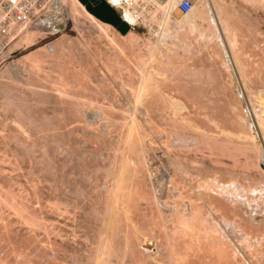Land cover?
<instances>
[{"label":"rangeland","instance_id":"374dc122","mask_svg":"<svg viewBox=\"0 0 264 264\" xmlns=\"http://www.w3.org/2000/svg\"><path fill=\"white\" fill-rule=\"evenodd\" d=\"M62 1L55 5L58 20L45 24L40 19L12 41H0V264H264V144L252 146L238 137L250 131L240 118L245 109L230 86L220 49L211 43L193 57L159 58L166 70L152 68L158 73L162 67L159 72L168 77L174 73L175 81L152 76L161 88L172 81L173 89L197 96L191 118L205 129L200 147L190 144L200 130L188 125L191 119L183 123L186 111L176 117L180 112L174 116L168 102L153 101L151 95L140 102L138 124L129 131L130 121L122 115L133 107L130 94L140 79L136 67L146 59L141 56L146 41L156 39L157 24L143 20L147 15L129 21L105 0L128 25L122 34L84 7L110 26L114 44L78 5L80 19L74 23L70 1ZM255 4L228 0L230 13L240 20V58L253 94L264 90V4ZM200 25L197 33L188 28L177 33L197 47L199 30H207L206 23L205 29ZM192 71L202 72L201 79L210 83L195 82ZM209 117L218 124L211 118L210 124ZM121 168L126 203L116 213L112 194ZM158 208L166 211L165 231L154 225L163 222ZM182 215L193 223V231L176 232L170 226ZM167 240L173 245L169 262Z\"/></svg>","mask_w":264,"mask_h":264},{"label":"bare ground","instance_id":"6f19581e","mask_svg":"<svg viewBox=\"0 0 264 264\" xmlns=\"http://www.w3.org/2000/svg\"><path fill=\"white\" fill-rule=\"evenodd\" d=\"M61 1V4H63L62 0ZM70 1V7H71V18H73L75 20L74 23H78L79 22V19L80 18H76V17H79L78 15V11L76 10V6L78 5L80 7V10L86 15V17L92 22V24L94 26H96L105 36H107L109 38V40L112 42V43H116V41L114 40V37H112L110 35V31H111V28L110 26L108 25H105L104 23H101L99 22L97 19H95L92 15H90L84 8L83 4H81L78 0H69ZM105 1V0H104ZM116 6L118 9H121V11L123 10L124 12V18L129 20V21H132V22H135L139 19H141V17L145 16V19H142L143 20H148V23H156V27L157 28V32H156V39L154 40V42H151L150 40L146 41L147 42V50L145 51V54L144 55H141V56H146V59L142 60L141 63L139 64L140 67H136V69H138L139 71V74H140V79H139V82H138V85L136 88L134 89H128V90H131V96H130V99H131V105L133 107H131L132 109H128L126 111V114L122 115V116H125V118L128 119V123H129V131H133L135 129V125L137 123V117L139 116L140 112H139V107H141L142 105H140V102H142L145 98V96L147 95H151L152 96V99L151 100H155L157 98H162L165 100V103L164 104H167L166 102H168V106H170L168 109H172V112L174 113V116H176L175 114H177L176 117H179L180 115L179 114H182V112L186 111V115L184 114V117H180L181 120H184V122H187L188 120L190 124L188 125H193V127L196 129L193 128V130H195V132L197 130H200L199 129V126L192 121V118L191 117H194L193 116V112L192 109H197V104L196 103V98L197 96L194 95V93H192V95H189L188 93V90H187V93L184 92V90L182 91L181 88H174L171 86L172 85V81H170V83L168 82H164V81H160L161 84H167L170 85L169 87L166 86V85H162L164 86V88H161L160 87V84H158L157 82H155L153 80V75L154 74H158V75H162V76H165L167 75V79L170 77H168V74L166 71L165 72H159L161 69H165L164 67V64H162V60L163 61H168L167 59H170V56H175V55H179L180 56H192L193 53L197 50H199L198 52H200V50L202 48L204 49H208V46L212 43H215L214 46L218 47L220 49V53H221V56H223V59H222V64L223 66L225 67V69H227V71L229 72V79H230V86H232V88H234L235 90V94H236V97H237V100L241 103V105L244 107L243 109H245V112L242 116H240L241 120L243 121V124L246 125L245 127L248 128V131L250 132H245L246 128H244V132L239 134L238 137L239 138H243L247 141H249L252 146L253 145H258L259 143H262L264 144V90L263 91H260L258 92L257 94H253L254 92L251 91L252 87H250V81L246 75V73H244V63L242 61V58H240V56L243 54H241V47H240V40H239V31H238V24L240 22L239 18L235 15H233L232 13H230V10H229V7H228V0H195V7L187 14L185 15H182V16H175L174 15V12H175V8H174V4H168V5H165V6H158L156 5L154 8L153 7H149L148 9H145V5L147 4L146 2H144V0H111ZM246 1V0H245ZM249 1L250 3H258V5H263L264 4V0H247ZM106 2V1H105ZM57 3V2H56ZM65 3V2H64ZM60 4V5H61ZM107 4V2H106ZM255 4V5H256ZM56 5V4H55ZM59 5V6H60ZM64 5V4H63ZM62 5V6H63ZM68 4L66 3V6ZM108 5V4H107ZM109 6V5H108ZM138 6L139 8H137V10H134V7ZM69 7V8H70ZM110 8H112L111 6H109ZM56 6H52L51 9H52V13L46 15L44 18H43V23L45 24H48V21L52 20V19H59V17L57 15H54V10H55ZM144 8V9H143ZM264 8V7H263ZM262 8V9H263ZM141 10V11H139ZM234 10V9H233ZM136 11H138V13L136 14ZM69 12V11H68ZM176 13V12H175ZM51 14H53L51 16ZM77 14V15H76ZM158 14L161 15V17L164 19V21L162 20H158L160 17L158 16ZM84 15V16H85ZM159 17V18H158ZM62 20V19H60ZM72 20V21H74ZM126 20V21H127ZM71 21V20H70ZM150 21V22H149ZM62 21H59L58 24H60V27L62 26H65L64 23H62ZM144 22V21H143ZM203 22V23H202ZM42 23V24H43ZM73 23V22H72ZM125 23V22H124ZM147 23V24H148ZM200 23L202 24H207V30L205 31H200L199 29V35L198 36V40L196 41L197 44V47L194 46V45H191V43L188 42H184V40H181V35H178V29L180 30V28H188L189 30H194L193 33L195 32V30L198 28V26L200 25ZM152 24V25H153ZM201 24V25H202ZM50 25V24H49ZM151 25V31L153 29V26ZM200 25V26H201ZM50 26H55V24H51ZM168 26H173L174 28V31H172L171 27H168ZM62 28V27H61ZM65 28V27H64ZM202 28L205 29L202 25ZM58 29V28H56ZM156 29V28H155ZM26 30V29H25ZM40 30V29H39ZM43 30V28L41 29ZM188 31V33H190ZM22 31V30H21ZM60 31V30H59ZM186 32V30H185ZM192 33V32H191ZM197 33V32H195ZM183 34V33H182ZM187 34V33H185ZM183 34V35H185ZM192 35V34H191ZM196 35V34H194ZM193 35V36H194ZM135 36V35H134ZM132 37L133 39L135 37ZM189 36V35H188ZM196 36V38H197ZM183 38V37H182ZM187 38V37H186ZM132 39V40H133ZM135 40V39H134ZM136 41V40H135ZM174 41L178 42V43H181V45H177V43H175ZM194 41V40H193ZM191 42V41H190ZM135 43V42H134ZM193 44V43H192ZM117 46V45H116ZM213 47V46H211ZM144 48V47H143ZM196 48V49H195ZM215 48V47H214ZM219 49H216L217 52ZM144 51V50H143ZM205 51V50H204ZM209 51V50H208ZM203 52V51H202ZM207 52V50H206ZM211 52V53H210ZM209 53L211 54V56H215L216 53L214 51H210ZM196 53V52H195ZM194 53V54H195ZM49 54V53H48ZM200 55V53H198ZM202 55V53H201ZM204 55V54H203ZM46 56V55H45ZM197 56V55H196ZM218 57L220 55H217ZM233 56V57H232ZM235 56V57H234ZM169 57V58H167ZM193 57V56H192ZM159 58H161L162 60H160ZM196 58V57H195ZM194 58V59H195ZM157 59H159L161 62H158L156 61ZM193 59V60H194ZM219 59V58H218ZM147 60V61H146ZM39 61V60H38ZM171 61V60H170ZM158 62V63H157ZM172 62V61H171ZM170 62V63H171ZM213 62V61H212ZM42 63V62H41ZM160 63V64H159ZM165 63V62H164ZM40 64V63H39ZM186 64V63H185ZM219 64V63H218ZM136 65V64H135ZM165 65H168L167 67L170 68V65L169 63L166 62ZM194 65V64H193ZM160 67V66H163V68L161 67L159 69V71H157L158 73H155L152 71V68H155V67ZM37 67V66H36ZM187 67V66H186ZM175 68V67H174ZM188 68V67H187ZM146 69V70H145ZM167 69V68H166ZM165 69V70H166ZM157 69H155L156 71ZM171 70V69H170ZM194 70V69H193ZM164 71V70H163ZM174 71V70H172ZM189 72V71H187ZM110 73V72H109ZM170 73V72H169ZM193 73V71H192ZM202 73V72H201ZM201 73H196L195 74V71L193 73V78L195 79V82H201V81H204L205 79H201ZM111 74V73H110ZM177 74V73H176ZM199 74V75H198ZM204 74V73H203ZM171 75L173 76L174 73L172 74L171 72ZM184 75V74H183ZM187 75V74H186ZM198 75V77H197ZM171 76V77H172ZM214 76V75H213ZM170 77V78H171ZM207 78V77H206ZM211 78V77H210ZM172 79V78H171ZM192 79V78H191ZM212 79V78H211ZM174 80V79H172ZM197 80V81H196ZM175 81V80H174ZM184 81V80H183ZM188 81V80H187ZM207 82L211 80H206ZM206 81H204L202 84L204 85H207ZM180 83V81H179ZM182 83V82H181ZM183 84V83H182ZM188 84V83H187ZM193 84V83H191ZM212 84V83H211ZM209 85V84H208ZM175 86V85H173ZM185 86H187L185 84ZM191 86V85H190ZM165 87L168 89L166 90ZM189 87V86H187ZM199 87V85H198ZM129 88V87H128ZM203 88V87H202ZM251 88V89H250ZM68 89V88H67ZM189 89V88H188ZM201 90V89H200ZM257 90V89H256ZM58 91V90H57ZM195 91V90H194ZM60 92V91H58ZM212 93V92H211ZM61 94V93H60ZM84 94V93H83ZM191 94V92H190ZM198 94V93H197ZM64 96V95H63ZM199 96V95H198ZM68 97V96H67ZM70 97V96H69ZM202 97V96H201ZM72 98V97H71ZM196 98V99H195ZM210 98H212L210 96ZM67 99V98H66ZM69 99V98H68ZM147 99V98H145ZM161 99V100H162ZM72 100V99H71ZM103 100V99H102ZM204 100V99H203ZM78 101V100H77ZM76 101V102H77ZM82 101V100H80ZM209 101V100H208ZM247 101H249L247 103ZM91 102V101H90ZM147 102V101H145ZM164 102V101H163ZM78 103V102H77ZM82 103V102H81ZM92 103V102H91ZM151 103V102H150ZM251 104V108L252 110L250 111L249 110V105L248 104ZM129 104V103H128ZM139 104V105H138ZM209 104V103H208ZM211 104V103H210ZM87 105V104H86ZM92 105V104H91ZM122 106V105H121ZM164 106V105H163ZM249 106V107H248ZM89 107V106H88ZM92 107V106H91ZM103 107V106H102ZM96 108V107H95ZM138 108V109H137ZM145 108V107H144ZM200 108V107H199ZM88 109V108H87ZM142 109V108H141ZM144 110V109H143ZM116 111V110H115ZM137 111L139 112V114L137 113ZM142 111V110H141ZM94 112V111H93ZM148 112V111H147ZM146 112V113H147ZM263 114V116L261 117V113ZM145 113V114H146ZM170 113V112H169ZM83 114V113H82ZM138 114V115H137ZM179 115V116H178ZM255 115L256 117V120H257V126L253 120V116ZM88 116V115H87ZM95 116V115H94ZM206 120H208V115H206ZM149 117V116H148ZM170 117V115H169ZM175 117V118H176ZM254 117V118H255ZM83 118V117H82ZM124 118V119H125ZM188 120H187V119ZM211 117H209V123L211 122L210 120ZM89 119V118H88ZM92 119V118H91ZM172 119V118H170ZM179 119V118H178ZM177 119V120H178ZM212 119V118H211ZM150 120V119H149ZM148 120V121H149ZM180 120V122H181ZM213 120V119H212ZM105 121V120H104ZM160 121V120H159ZM174 121V120H172ZM176 121V119H175ZM216 121V120H215ZM214 120L212 121L215 122ZM241 121V122H242ZM140 122V121H139ZM119 123V122H118ZM126 123V122H125ZM175 123V122H174ZM178 123V122H177ZM216 123V122H215ZM127 124V123H126ZM138 124V123H137ZM172 124V123H171ZM170 124V125H171ZM176 124V123H175ZM181 124V123H180ZM211 124V123H210ZM214 124V123H213ZM218 124V123H216ZM214 124V125H216ZM177 125V124H176ZM184 127H185V124H183ZM182 125V126H183ZM187 125V124H186ZM197 125V126H196ZM213 125V127H214ZM175 126V125H174ZM212 126V125H211ZM98 127V126H97ZM139 127V126H138ZM157 127V126H156ZM189 127V126H188ZM192 127V126H191ZM190 127V129H191ZM242 127V126H241ZM244 127V126H243ZM127 128V127H126ZM201 128V126H200ZM218 130H220L219 128V125L217 126ZM257 128L259 129V132L257 131ZM202 129V128H201ZM151 130V129H150ZM186 130V129H185ZM222 130V129H221ZM91 131V130H90ZM102 131V130H101ZM128 131V132H129ZM138 131V130H137ZM161 131V130H160ZM171 131V130H170ZM204 130H200L199 135H195V136H198L197 138L194 137H190V136H187V137H190L191 139L193 140H189L191 141V145L195 146H199L200 147V144H203L202 142H204L205 140L203 138H205L203 136V141H201V136L204 135ZM96 132V131H95ZM103 132V131H102ZM207 132V130H206ZM205 132V133H206ZM220 132V131H219ZM223 132V135L227 134L226 136H228V134L232 135V132H228V131H224L222 130ZM82 133V132H81ZM131 133V132H130ZM133 133V132H132ZM162 133V132H161ZM167 133V132H166ZM169 133V132H168ZM177 133V132H176ZM179 133V132H178ZM184 133V132H183ZM197 133V134H198ZM201 133H203L202 135H200ZM188 135V134H187ZM211 135V133H210ZM214 135V134H213ZM132 136V134H131ZM186 136V135H184ZM192 136V135H191ZM217 136V135H216ZM234 137V136H233ZM210 138H213V137H210ZM209 139V138H208ZM178 140V139H177ZM183 140H186L185 142L187 143L188 139L187 138H184L182 139L181 141ZM213 140V139H211ZM168 141V140H167ZM176 141V140H175ZM180 141V140H179ZM180 141V142H181ZM208 141V140H206ZM182 143V142H181ZM206 143V142H205ZM173 144V143H172ZM185 144V143H184ZM189 143L185 144V145H188ZM189 144V145H190ZM134 145V144H133ZM179 145V144H178ZM188 145V146H189ZM260 145V144H259ZM157 146V145H156ZM180 146V145H179ZM251 146V145H250ZM250 146H249V149H250ZM164 147V146H163ZM174 147V145H173ZM258 147V146H257ZM186 148V147H185ZM257 149V148H255ZM260 149V148H259ZM142 150V149H141ZM258 150V149H257ZM250 151V150H249ZM252 153V152H251ZM258 153H262L261 150L258 151ZM258 154V155H260ZM257 155V156H258ZM262 155V154H261ZM264 159V156H260V161H262ZM125 161V159H124ZM131 161V160H130ZM134 163V161H133ZM174 163V162H173ZM262 163V162H261ZM263 164H264V160H263ZM179 166V165H178ZM176 166V167H178ZM127 168V166H126ZM136 168V167H135ZM174 169V168H173ZM179 170V168H178ZM184 170V169H183ZM135 172V171H134ZM151 172V171H150ZM149 172V173H150ZM175 172V170H174ZM177 172V171H176ZM181 172V169L180 171H178V173ZM185 172V171H184ZM177 173V174H178ZM111 174V173H110ZM176 174V175H177ZM122 168L120 170V174H118V178H117V183H116V187H113V212H121L122 213V205L125 206V201H122ZM175 175V176H176ZM174 176V173H173V177ZM179 176V174L177 175ZM209 184V183H208ZM211 184V183H210ZM206 185V184H205ZM213 185V184H212ZM215 185V184H214ZM213 185V186H214ZM208 186V185H207ZM212 186V187H213ZM210 187V186H209ZM132 188V187H131ZM206 188V187H205ZM211 188V187H210ZM215 188V186H214ZM174 189V188H173ZM139 190V189H138ZM131 191V190H130ZM175 191V189H174ZM137 193V192H136ZM146 193V192H145ZM124 195V194H123ZM180 195V194H179ZM178 195V196H179ZM157 196V195H156ZM155 196V197H156ZM140 197V196H139ZM144 197V196H143ZM180 197V196H179ZM130 200V199H129ZM133 200V198H132ZM154 200V199H153ZM125 202V203H124ZM156 202V201H155ZM158 202V201H157ZM178 202V200H177ZM124 203V204H123ZM142 203L144 204L145 208L149 205V208L150 206H152V203H150V201L148 199H144L142 200ZM129 204V202L127 203V205ZM159 204V203H158ZM131 205V204H129ZM135 205V204H134ZM154 205V204H153ZM157 205V204H156ZM160 206V205H159ZM158 206V207H159ZM162 206V205H161ZM173 207V206H172ZM177 207V206H176ZM175 207V208H176ZM180 207H181V204H180ZM131 208V207H130ZM129 208V209H130ZM148 208V209H149ZM152 208H155L154 206ZM179 208V206H178ZM183 208V206H182ZM126 209V208H124ZM128 209V210H129ZM134 209V208H133ZM155 210V209H154ZM153 210V211H154ZM168 210V209H167ZM133 211V210H132ZM152 211V210H151ZM179 211V210H178ZM185 211V210H184ZM157 214H158V218L159 220H163V222L161 223L160 226H158V224H156L155 222V227H158L161 228L162 230L165 229V227H167V220H166V216L164 215L165 214V210L164 209H160L158 208L157 210ZM175 212V211H174ZM186 212V211H185ZM189 212V211H187ZM120 213V214H121ZM133 213V212H132ZM173 213V212H172ZM129 214H131V209L129 210ZM154 214V213H153ZM177 214V213H176ZM179 214V213H178ZM109 215V214H108ZM125 215V214H124ZM180 215V214H179ZM155 216V215H153ZM152 216V217H153ZM110 217V216H109ZM144 217V216H143ZM170 217H173V216H170ZM175 217V216H174ZM113 218V217H112ZM146 219L148 218V216L145 217ZM177 218V217H176ZM151 219V218H149ZM170 219H174V218H170ZM181 219V220H180ZM114 220V219H113ZM180 221H171L170 223V226L172 228H174L177 231H193L194 230V226H193V223L187 219V217H184L183 215L179 216V219ZM159 223V222H158ZM169 226V225H168ZM111 228V227H110ZM113 229V227H112ZM167 229V228H166ZM165 231V230H164ZM175 232V231H174ZM184 233V232H183ZM106 240V239H105ZM170 240V239H169ZM167 240L166 242V252L167 255H166V258L165 260L166 261H170L171 258H172V253H173V245H171L170 241ZM127 242V241H126ZM102 243H105V241L103 242L102 240ZM107 246V245H106ZM127 248V247H126ZM126 251V250H125ZM124 251V252H125ZM102 252V251H101ZM100 252V255L99 257L101 256V253ZM126 254V252H125ZM125 256V255H124ZM126 257V256H125ZM124 257V258H125ZM163 257V256H162ZM161 255H158V258H162ZM101 258V257H100ZM164 258V257H163ZM100 261V259H99ZM98 261V262H99ZM162 261V259L160 260ZM164 261V260H163ZM168 261V262H169ZM103 263V262H102Z\"/></svg>","mask_w":264,"mask_h":264},{"label":"built area","instance_id":"2783aa9c","mask_svg":"<svg viewBox=\"0 0 264 264\" xmlns=\"http://www.w3.org/2000/svg\"><path fill=\"white\" fill-rule=\"evenodd\" d=\"M57 0H0V41L7 43L20 30L30 27L35 21L52 13ZM147 6L174 4L176 15L182 16L195 7V0H144ZM145 5V6H146Z\"/></svg>","mask_w":264,"mask_h":264},{"label":"water","instance_id":"95a60500","mask_svg":"<svg viewBox=\"0 0 264 264\" xmlns=\"http://www.w3.org/2000/svg\"><path fill=\"white\" fill-rule=\"evenodd\" d=\"M81 4L96 18L115 26L122 34L128 30V25L121 21L118 14L104 0H79Z\"/></svg>","mask_w":264,"mask_h":264}]
</instances>
